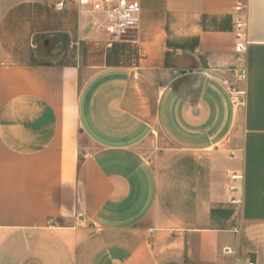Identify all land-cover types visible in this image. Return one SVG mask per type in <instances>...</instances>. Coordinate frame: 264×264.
<instances>
[{
    "label": "crops",
    "instance_id": "1",
    "mask_svg": "<svg viewBox=\"0 0 264 264\" xmlns=\"http://www.w3.org/2000/svg\"><path fill=\"white\" fill-rule=\"evenodd\" d=\"M139 1L0 0V264H264V0Z\"/></svg>",
    "mask_w": 264,
    "mask_h": 264
},
{
    "label": "built area",
    "instance_id": "2",
    "mask_svg": "<svg viewBox=\"0 0 264 264\" xmlns=\"http://www.w3.org/2000/svg\"><path fill=\"white\" fill-rule=\"evenodd\" d=\"M81 11L92 18L93 25L97 31H106L113 39H122L131 31L136 30L141 17L142 6L139 0H79ZM249 0H237L235 11L237 23L241 27L237 34L235 51L237 58L244 61L250 41L246 38V27L248 20ZM240 86L232 87L231 102L236 106H244L246 103V87L248 70L246 65L235 70ZM231 184L229 191L231 202L240 205L242 203V172H230ZM239 194V195H238ZM237 264H241L237 262ZM247 264H254L249 261Z\"/></svg>",
    "mask_w": 264,
    "mask_h": 264
},
{
    "label": "water",
    "instance_id": "3",
    "mask_svg": "<svg viewBox=\"0 0 264 264\" xmlns=\"http://www.w3.org/2000/svg\"><path fill=\"white\" fill-rule=\"evenodd\" d=\"M180 73H181V74H185L186 71H185V70H180Z\"/></svg>",
    "mask_w": 264,
    "mask_h": 264
},
{
    "label": "rangeland",
    "instance_id": "4",
    "mask_svg": "<svg viewBox=\"0 0 264 264\" xmlns=\"http://www.w3.org/2000/svg\"><path fill=\"white\" fill-rule=\"evenodd\" d=\"M52 42H50V44H51Z\"/></svg>",
    "mask_w": 264,
    "mask_h": 264
}]
</instances>
